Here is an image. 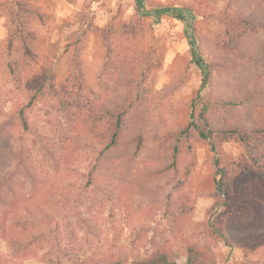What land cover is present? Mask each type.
I'll return each instance as SVG.
<instances>
[{"label": "rangeland", "instance_id": "374dc122", "mask_svg": "<svg viewBox=\"0 0 264 264\" xmlns=\"http://www.w3.org/2000/svg\"><path fill=\"white\" fill-rule=\"evenodd\" d=\"M254 11L262 0H0V128L20 158L0 166V264H130L158 249L186 264L190 246L200 264H264L216 233L264 214L255 176L228 201L217 188L245 165L217 131L249 127L248 100L264 113V67L245 47L264 36L243 22ZM190 36L210 71L198 95Z\"/></svg>", "mask_w": 264, "mask_h": 264}, {"label": "trees", "instance_id": "16d2710c", "mask_svg": "<svg viewBox=\"0 0 264 264\" xmlns=\"http://www.w3.org/2000/svg\"><path fill=\"white\" fill-rule=\"evenodd\" d=\"M138 7H142L143 0H135ZM264 4V0H262ZM154 15L159 16L161 14L171 13L178 18H183L180 12L167 7H157L153 11ZM243 22L247 26L258 28L264 34V12H250L243 16ZM188 45L190 53L192 56V61L196 68L200 72V84L197 90V95L200 94L209 84L210 71L208 69V64H206L202 59L198 57V47L196 40L190 36L188 37ZM245 47L254 50V58H251L255 65L264 67V36L258 35L254 42L247 43ZM229 106L236 108L240 105L238 101L234 98L228 101ZM249 111H247V122L251 126L245 127L243 122L239 121L240 126L229 127L224 130H219L217 133L226 136L228 138H236L245 147V154L243 155V160L245 165L241 168L237 175L233 179H230L224 169L219 171L218 186L219 192L226 196L232 192V188L239 187L240 185L250 181L253 176L256 177L257 183L260 187L264 189V113L260 114L258 120L252 117L255 107L251 106V101L248 100ZM114 115V114H113ZM128 113L124 110L117 109L113 118V131L110 136V140L105 145L102 155L107 154L110 149L117 146L120 141L121 134L126 122ZM260 122V123H258ZM127 123V122H126ZM261 124V125H259ZM138 146V145H137ZM176 151V149L174 150ZM19 153L14 154L11 147V138L9 137L6 129L4 127L0 128V166L4 167L6 164L9 165L11 162L16 160L20 163ZM4 164V165H3ZM236 188L234 192L236 191ZM233 193V192H232ZM228 201V199H227ZM231 212H236L232 210ZM219 238L222 240L223 244L229 249H249L255 250L261 248L264 250V214L260 211L255 215H235L233 219H230L222 229H217L216 232ZM37 238L32 239L29 244L36 241ZM28 244V245H29ZM168 253L163 249H158L155 253L146 257L143 260L134 261L130 264H176L168 259ZM186 264H196L202 263L201 255L199 250L190 246L189 255ZM112 259L103 258L100 262L103 264H115L111 261ZM82 264V263H80ZM116 264H125L117 261ZM241 264V263H240Z\"/></svg>", "mask_w": 264, "mask_h": 264}]
</instances>
